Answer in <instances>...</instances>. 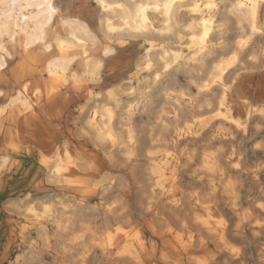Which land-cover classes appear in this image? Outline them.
<instances>
[{"label": "bare ground", "instance_id": "1", "mask_svg": "<svg viewBox=\"0 0 264 264\" xmlns=\"http://www.w3.org/2000/svg\"><path fill=\"white\" fill-rule=\"evenodd\" d=\"M182 2L127 20L148 41L147 73L106 91L88 33L57 39L83 70L74 57L47 63L46 100L83 93L62 143L34 138L41 96L28 80L0 109V264H264V160L250 166L242 146L264 154V0H192L201 16L188 23L168 15ZM57 12L53 0H0V69L8 43L46 41Z\"/></svg>", "mask_w": 264, "mask_h": 264}, {"label": "crops", "instance_id": "2", "mask_svg": "<svg viewBox=\"0 0 264 264\" xmlns=\"http://www.w3.org/2000/svg\"><path fill=\"white\" fill-rule=\"evenodd\" d=\"M80 1V6L76 7V0H53L58 12L48 25V39L44 42H36L26 46L24 43L26 41L24 35H19L8 43L7 47L10 50V55L6 57V65L0 69V109L6 104V106H9L11 99L18 94L17 91H19L25 80L30 82L29 96L33 98L34 95L36 96L37 90H39L41 102L35 106L30 124L34 130V138L37 142L42 143L41 146L44 150L53 144L62 143L65 138L69 137L67 133L71 128L70 123L74 119L78 106L84 101L82 97L83 93L75 91L71 86L53 94L50 100H46L49 89L46 67L49 60L58 59L60 56L74 57L73 67L77 68L80 72L83 71L78 67L79 58L82 55L81 51L69 49L63 52L57 43V39L63 38L71 40L73 38L72 35L74 36L77 32L86 31L88 33L89 38L86 46L89 56L93 60L102 61V67L99 71L102 83L98 89L106 91L130 79L137 80L147 73L146 71L138 72V63L148 41L141 35L127 34L128 32L137 31L136 29L132 30L128 27L127 20L130 22V25H134L133 18H135L140 6L144 3H152L151 6H153L165 0H151V2L150 0ZM202 1L205 2L207 0ZM191 3L192 0H183V6L177 12L175 3L168 15L178 17L183 23H188L192 17L198 18L201 15L200 13L193 14L190 9ZM150 9H148L147 15L150 17L153 25L156 27L164 25L165 14L157 11L155 8ZM122 14H125V16H122ZM175 30L176 28L173 29V31ZM235 36L236 33L233 31L230 39H234ZM165 40H167V44L165 45L172 43L170 39ZM165 40H162L163 44ZM47 43H51L52 45L48 49ZM139 47L141 51L136 56L129 55L132 49ZM108 49L111 50L107 51ZM185 52H188V49ZM11 122L12 120L10 118L4 121L2 131L8 126L10 127Z\"/></svg>", "mask_w": 264, "mask_h": 264}, {"label": "rangeland", "instance_id": "3", "mask_svg": "<svg viewBox=\"0 0 264 264\" xmlns=\"http://www.w3.org/2000/svg\"><path fill=\"white\" fill-rule=\"evenodd\" d=\"M80 0H76V7H79L80 6ZM164 44H167V40H165L164 41ZM141 51V49L140 48H135V49H132L130 52H129V55L130 56H136L139 52ZM73 124H75L74 123V119L71 121V123H70V127L72 128L74 125ZM214 145L215 144H212V146L211 147H214ZM233 145H235L236 146V143H233ZM242 146H244L245 147V149H246V151H247V153H248V158H247V160H248V164L250 165V166H255V165H259L260 164V162L262 163V161L264 160V154H262V153H260V154H258V153H254L253 152V150L251 149V144H249V143H247V142H244V143H242ZM226 150H228V149H230L231 147H230V144H227L226 145ZM13 156H15V155H13ZM14 186V182L12 181V180H10V182H9V184H8V187L10 188V187H13ZM8 188V189H9ZM8 194V193H7ZM7 194H4V195H2L1 196V200H5L6 198H7ZM6 197V198H5ZM5 198V199H4ZM7 241L6 240H4V243H6ZM11 249V251L13 252V249L12 248H10ZM4 250V247H2V249L0 250L1 252ZM14 254H15V252H14Z\"/></svg>", "mask_w": 264, "mask_h": 264}]
</instances>
